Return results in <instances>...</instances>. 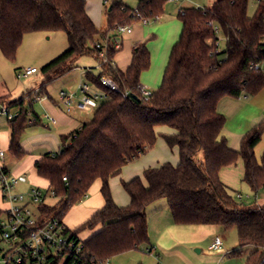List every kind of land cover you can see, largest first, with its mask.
<instances>
[{
	"label": "trees",
	"instance_id": "obj_1",
	"mask_svg": "<svg viewBox=\"0 0 264 264\" xmlns=\"http://www.w3.org/2000/svg\"><path fill=\"white\" fill-rule=\"evenodd\" d=\"M166 1L140 0L131 7L113 0L106 7L108 25L101 28L88 13L86 0H0V50L8 59L16 58L27 32L62 29L68 36V48L42 66L45 82L72 71L86 54L94 55L101 65L98 74L86 72L105 91L92 118L60 134V149L47 151L35 161L37 173L49 180L56 198L52 204L42 201L38 208L42 218L62 220L88 195L94 181L101 179L105 204L80 227L103 226L82 240L86 262L101 264L150 245L146 208L166 198L175 224L236 227L239 245H254L246 264H264V205L239 201L220 176L224 166L241 157L244 180L255 190L264 188V152L261 160L255 153L264 133V118L243 136L240 149H234L224 133L226 116L218 111L222 97L256 94L264 87V0H259L253 16L248 15L249 0H216L212 6L182 8V32L172 47L163 81L145 100L138 84L151 65L147 41L134 45L131 64L123 71L114 63L119 48L113 38L118 25L140 20L136 10L154 19L163 12ZM220 33L227 42L223 50L216 44ZM107 34L108 48L102 55L97 43L103 44ZM102 75L113 79L118 88L103 84ZM38 91L47 93L46 86ZM39 92L32 89L14 100L9 94H0L2 106L18 110L9 118V151L18 158L26 154L21 144L26 129L44 123L26 104ZM161 125L171 131L158 133ZM158 136L169 147L178 148L179 162L164 161L122 180L130 202L118 204L110 179L153 147ZM199 152H203V161L198 159ZM66 233L79 238L77 230L67 227ZM147 249L153 251L152 246Z\"/></svg>",
	"mask_w": 264,
	"mask_h": 264
},
{
	"label": "rangeland",
	"instance_id": "obj_2",
	"mask_svg": "<svg viewBox=\"0 0 264 264\" xmlns=\"http://www.w3.org/2000/svg\"><path fill=\"white\" fill-rule=\"evenodd\" d=\"M112 1L113 0H86V2H88L91 5L92 9L97 13V17L100 19L99 25L101 28H106L108 25L106 7L109 6ZM121 1L127 3L131 7H136L140 0ZM184 1L186 2L185 4L187 6H200L197 2H192V0ZM103 2L104 7L101 8V4ZM169 2L173 1L169 0ZM258 2L259 0H249L247 10L248 15L253 16L255 14ZM205 5H209V3L205 2L201 6L204 7ZM68 44V36L64 30L42 29L30 31L24 35L22 43L19 46L16 58L14 60L8 59L4 55L2 50H0V94L10 93L9 95L11 96V99H17L24 93H27L32 89H35L37 92H39L38 90L41 86H46L47 93L39 92V98L35 96L36 94H33L31 98L26 100L27 106L30 108L33 107L34 111H36L41 117H43V115L47 111L46 106L44 105L47 102L52 103L53 100L57 102L60 101L61 90L74 91L71 89V87L73 88L75 86H79L83 81L87 82L90 87L97 86L91 79L86 76V72L88 70H91L95 74L99 73L97 64L98 60L92 54L81 56L77 60L78 66L69 73L50 82H45L46 77L42 73V66L59 54L63 53L68 48ZM226 45V38L222 33H220L219 49H225ZM32 67H36L37 71L30 74L19 75V73H24L25 70ZM163 76L161 83L163 81ZM140 82L149 85L153 89V91L157 90L161 85V83L158 86L147 84L144 83L141 79ZM262 96L264 97V87L256 94L241 96V99L239 97H230L235 101H233L232 103H227L225 105L227 113H223L227 118L225 135L229 139V145L237 144L236 149H240L243 136L252 128L251 124H249V116H247L244 120V134L240 138H238L237 136L236 140V135L234 131H231V129H235L243 123L242 121L240 122L238 118L239 112L237 113V107L235 104L241 105L243 104L242 102L245 101L248 103H253L255 98H261ZM99 101H102V98ZM254 105L260 107L257 103ZM11 111H16V106L11 107ZM92 116L93 111L87 113V119H91ZM43 122L46 123V121ZM5 127H9V118L7 114L2 111V105L0 104V131ZM163 129L167 131L170 128L167 125H161L158 126L157 132L161 133L163 132ZM25 133H27V131H25ZM230 147L235 148L232 145ZM263 152L264 133L262 135L261 141L255 147V153L259 160H261ZM28 155L29 153H26L24 157L18 158L6 150V161L10 172H14L15 169L20 166L21 163L26 160V158H28ZM145 156H152L154 158V162H149L151 164H148V167L157 166L163 161H171L177 164L180 160L178 148L169 147L161 136H158L157 142L153 147L147 149V151L141 157L129 163L139 160L143 161V158ZM197 156L199 160L203 161V152H199ZM27 164L28 168L25 172H27L29 181H32L34 180L35 171L33 169V165L30 162L27 161ZM244 174V161L240 157L236 163L224 166L223 169H221L220 176L222 181L226 185H228L231 193L236 198L238 194H242L243 197L241 199L237 198L239 201L247 205H251L255 202L258 204L264 203V188H260L258 190L253 189L244 180ZM36 181L41 183L40 188L45 193L46 202L51 204L54 203L56 201V198L52 195L49 186L38 179ZM18 187L21 191L26 190V185L20 184ZM1 198L2 197L0 193V203L3 202ZM165 200L167 199L165 198ZM157 210L159 211L155 218H152L150 212L148 213L150 215V223L152 221L151 231H155V237L150 235L151 244L148 245L153 246V251L150 252L147 249L148 246L143 245L137 249H131L111 257L109 259L111 264H246L248 256L254 249V245H239V237L236 227L227 228L220 224L213 225V227H210V229H207L208 227H203V229H201V231L199 232V234L201 235L199 240L191 239V236L189 235L188 238H184L183 240H179L177 242L171 240L169 241L168 239L157 241V235L160 231L157 217L163 216L165 214L167 219H173L172 213L170 211L168 214V212H164L163 210H161V207ZM163 219L164 218L162 217V220ZM185 226L190 227V225ZM216 235H219L223 238V249L209 250L208 247L212 239ZM79 239L83 240V238L80 236ZM228 250L230 251L229 254L226 253ZM101 264L106 263L104 262Z\"/></svg>",
	"mask_w": 264,
	"mask_h": 264
},
{
	"label": "crops",
	"instance_id": "obj_3",
	"mask_svg": "<svg viewBox=\"0 0 264 264\" xmlns=\"http://www.w3.org/2000/svg\"><path fill=\"white\" fill-rule=\"evenodd\" d=\"M169 2L166 1L164 5L163 12L158 16V18L151 19L148 23H144L141 20L134 22L131 24L130 31H124L119 33L117 36L120 38L121 46L117 51L114 57V63L117 68L126 71L132 61V49L135 44L147 41L148 48L151 53V65L150 68L142 72L141 80L144 83L152 84L158 86L161 83L164 68H166L168 64V59L172 50L173 45L178 41L180 38L183 23L179 17V12L182 8L186 7V2L184 0H178ZM216 0H192V2H197L200 6L205 2L209 3V5L205 6H212ZM125 3V2H124ZM127 4V3H126ZM104 7V2L101 4V8ZM86 8L94 22L99 25V18L97 17V13L92 9L91 5L86 2ZM98 64V71L101 70V65L99 61ZM93 90H97L103 94L105 91L97 86L91 87ZM72 92L76 93V97L79 98L81 96V91L79 86L71 87ZM8 94V93H4ZM10 94V93H9ZM10 96V95H9ZM231 96L226 95L222 97L218 102V111L221 113H227L225 109V105L229 102H233V98ZM42 98V97H41ZM240 98V97H239ZM11 99V96H10ZM241 99V98H240ZM14 100V99H11ZM43 100V99H42ZM54 101V102H53ZM52 103L47 102L44 106H46V113L43 115V121L46 123L43 124H34L28 127L25 133L22 136L21 144L26 153H29L28 158L24 160L20 166H18L12 174H26L25 172L28 168L27 161L33 165V169L35 171L34 180L28 181L22 185H26L25 189L29 190L31 186H39L40 182L36 180H40L46 183L49 186V180L40 176L37 173L35 167V161L39 159L45 152L47 151H57L60 149V138L59 135L63 133H69L74 129L81 126V124L85 121L90 120L87 119V113L91 111H84L79 109L75 104L68 109L63 102L53 100ZM241 103V102H240ZM243 104H235L236 111L239 114L238 118L240 122L242 121L243 124H240L235 129H231L234 131L238 138L242 137L245 131L244 128V120L247 116H249V124L251 126H255L258 122H260L264 118V97L255 98L253 101L254 104H258L260 107L254 105L253 103L242 102ZM61 106V107H60ZM93 111V110H92ZM235 111V112H236ZM48 115L54 116L57 121L58 125H51L49 124V119L47 118ZM33 119V118H32ZM227 119V118H226ZM227 124V120H226ZM225 124V127H226ZM224 127V133H225ZM163 132H170L171 129L165 130ZM229 141V139H228ZM230 144V143H229ZM9 145H10V126L5 127L0 131V148L7 150L9 153ZM236 149L237 144H231ZM230 145V146H231ZM153 149V148H152ZM12 154V153H11ZM154 158L152 156H145L142 160L128 163L123 168L122 171L118 174L113 176L110 179V186L112 189V193L114 196L115 201L120 205H127L130 202V197L128 193L122 186V180H129L136 175H141L143 170L147 168L151 164L149 162H154ZM164 162V161H163ZM175 162V161H174ZM5 166L10 171L6 157L4 160ZM175 164V163H174ZM223 169V168H222ZM221 173V171H220ZM28 177V175H27ZM36 179V180H35ZM102 180L96 179L94 183L90 186L88 195L79 203L74 204L68 212L63 217V222L72 230L78 231V236L82 237L83 240L91 237L94 233L98 232L103 226L102 224L96 225L94 228H84L81 229L80 227L84 224L88 219H90L98 210H100L104 204L105 199L101 192ZM2 197V196H1ZM3 202L0 203V208H4L7 206V203L1 198ZM4 203V204H3ZM264 205V203H260ZM161 207V210L164 212H168V201L165 198H160L152 203H150L146 208L147 218H148V226H149V233L151 236L155 237V231H151L152 228V221L150 223V212L152 218L158 214L157 210ZM168 209V210H167ZM162 217L164 218L162 220ZM158 224H159V234L158 240L161 241L162 239H168L169 241L177 242L179 240H183L184 238H188L191 236V239L199 240L201 235L199 232L203 227H208V225H198V226H180L174 223L173 219H167L166 215L157 217ZM165 221V222H163ZM223 239V238H222ZM213 240V239H212ZM212 242V241H211ZM224 242L222 247L218 250L223 249ZM153 247V246H152ZM137 249V248H136ZM199 250V249H198ZM210 250V249H209ZM254 250V249H253ZM252 250V251H253ZM251 251V252H252ZM151 252V251H150ZM227 254L230 253L228 250ZM111 264V263H110Z\"/></svg>",
	"mask_w": 264,
	"mask_h": 264
},
{
	"label": "built area",
	"instance_id": "obj_4",
	"mask_svg": "<svg viewBox=\"0 0 264 264\" xmlns=\"http://www.w3.org/2000/svg\"><path fill=\"white\" fill-rule=\"evenodd\" d=\"M135 14L140 20L148 23L151 19L144 17L136 10ZM159 15L155 16V19ZM218 32V27L215 26ZM131 24L118 25L117 33L130 31ZM110 35L105 36V41L97 43L102 49V55L108 48ZM116 48H120L121 42L118 36L113 38ZM219 47V40L216 42ZM106 59V58H105ZM258 66V65H257ZM37 71L36 67L28 68L24 73L30 74ZM101 82L106 86L117 89L118 85L107 75L101 76ZM138 87L143 98L149 100L153 89L146 84L139 83ZM81 96L76 97L72 91H60V99L68 108L75 104L79 109L92 111L97 107L99 100L105 94L93 90L87 82L79 85ZM40 95L37 96L39 98ZM2 111L8 118H13L18 110L12 112L6 106ZM49 124L58 125L57 119L48 115ZM6 151L0 148V193L7 206L0 208V264H94L86 262L83 257V241L66 233L68 226L56 217L42 218L38 208L39 204L46 200L45 193L39 186H31L29 190L21 191L20 184L28 181L26 174H12L5 166ZM242 198V194H238ZM223 239L216 235L209 245L210 250H218L222 247ZM110 264L108 260L105 262Z\"/></svg>",
	"mask_w": 264,
	"mask_h": 264
}]
</instances>
